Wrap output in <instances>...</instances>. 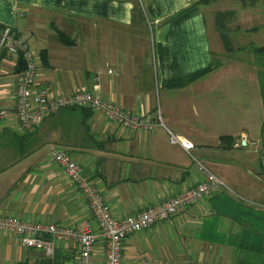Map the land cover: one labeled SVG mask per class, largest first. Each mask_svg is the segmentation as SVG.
Returning <instances> with one entry per match:
<instances>
[{"label": "crops", "instance_id": "0c3cea01", "mask_svg": "<svg viewBox=\"0 0 264 264\" xmlns=\"http://www.w3.org/2000/svg\"><path fill=\"white\" fill-rule=\"evenodd\" d=\"M196 1L0 0V27L26 38L34 53V88L90 91L162 123L131 131L96 111H58L24 130L14 115L18 53L0 48V215L87 225L91 263L102 264L96 221L49 149L69 153L115 219L200 181L192 156L225 187L127 234L120 264H264V168L248 144L264 150L257 66L223 58L213 67L220 43ZM135 4L141 12L133 15ZM167 131L190 142L189 153L170 144ZM220 136L231 138L228 148ZM0 264H77V249L60 241L47 255L0 231Z\"/></svg>", "mask_w": 264, "mask_h": 264}, {"label": "built area", "instance_id": "2783aa9c", "mask_svg": "<svg viewBox=\"0 0 264 264\" xmlns=\"http://www.w3.org/2000/svg\"><path fill=\"white\" fill-rule=\"evenodd\" d=\"M0 48L9 53H19L23 68L16 74V92L14 115L24 130H30L44 117L63 108H89L99 112L107 120L131 130L151 132L157 125H162L159 117L130 113L123 108L107 102L90 91L79 90L67 94L51 92L47 87L34 88L36 60L33 51L23 36H17L9 26L0 27ZM4 111L0 110V119ZM168 142L176 144L189 153L190 142L179 139L167 131ZM257 151L260 165L264 168V150L258 149L257 142H248ZM51 159L62 168L64 173L75 183L84 196L88 208L96 221L98 235L103 240L104 255L102 264H120V249L123 238L136 230L145 229L153 223L173 216L178 210L193 204L202 197L217 192L225 185L191 156L203 177L193 186L176 195L149 205L135 214L120 219L111 216L107 204L103 201L98 188L80 175L79 164L65 150L51 147L48 151ZM0 231L14 234L21 246L42 247L45 254H50L55 243L72 241L77 249V264H92L91 252L95 235L87 225L68 226L57 223H42L15 216L0 215Z\"/></svg>", "mask_w": 264, "mask_h": 264}, {"label": "trees", "instance_id": "16d2710c", "mask_svg": "<svg viewBox=\"0 0 264 264\" xmlns=\"http://www.w3.org/2000/svg\"><path fill=\"white\" fill-rule=\"evenodd\" d=\"M217 0H197L195 3L199 5L202 8L203 17L208 24L209 29L217 36L220 46H221V52L218 54L220 55L219 58L217 57V53H212V63L213 67H217L222 63L223 58H231V59H239L244 62H246L247 58H245L246 52L250 51L253 55L252 60L247 61L250 64H254L257 66V77H258V85H259V93L262 105L264 107V76L261 69H264V44L253 46V45H241V46H233L231 43L230 33L231 28L229 26V23L234 19L235 16V10L234 9H214L207 11V8L211 6L213 2ZM233 2H237L240 8L250 7L253 6L258 0H231ZM138 10L141 12L140 7L135 4L132 7V13L134 15V12ZM210 18L211 26H209V22H207L208 17ZM258 28H260L258 25L245 28L244 31H255ZM60 37H62L61 34H59ZM249 53V52H248ZM242 54V57H241ZM19 57L18 60V67L16 69L17 73L20 72L23 68V61L21 58V55L17 54ZM58 111H69V112H77L80 115H83L85 117H88L91 115V110L89 108H78V107H71V108H63ZM57 111V112H58ZM53 114V113H52ZM51 115V114H50ZM230 137L228 136H220L219 142L224 146L225 148H228L230 146Z\"/></svg>", "mask_w": 264, "mask_h": 264}, {"label": "rangeland", "instance_id": "374dc122", "mask_svg": "<svg viewBox=\"0 0 264 264\" xmlns=\"http://www.w3.org/2000/svg\"><path fill=\"white\" fill-rule=\"evenodd\" d=\"M214 9H234L236 12V16L229 23L231 28L230 38L233 46H241V45H261L264 44V27L259 28L255 32L243 31V28L252 26V25H260L264 23V0H258L253 6L240 8L237 2H233L231 0H217L211 4L210 7L207 8V11ZM208 17V15H207ZM210 18L208 17L207 22H209V26H211ZM235 39H238V41ZM221 46H219L218 54L221 52ZM217 54V57L220 55ZM245 58H251V55L246 52L244 55ZM242 57V56H241Z\"/></svg>", "mask_w": 264, "mask_h": 264}]
</instances>
